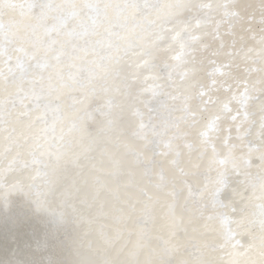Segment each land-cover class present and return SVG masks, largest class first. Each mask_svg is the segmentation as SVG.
Segmentation results:
<instances>
[{"label": "snow or ice", "instance_id": "1", "mask_svg": "<svg viewBox=\"0 0 264 264\" xmlns=\"http://www.w3.org/2000/svg\"><path fill=\"white\" fill-rule=\"evenodd\" d=\"M259 13L225 65L236 3L0 0V264H264Z\"/></svg>", "mask_w": 264, "mask_h": 264}, {"label": "bare ground", "instance_id": "2", "mask_svg": "<svg viewBox=\"0 0 264 264\" xmlns=\"http://www.w3.org/2000/svg\"><path fill=\"white\" fill-rule=\"evenodd\" d=\"M215 3L220 4H229L236 3L241 6V14L244 16V20L241 22H236L232 27L227 25V20H221L220 17H217L219 21V33L218 35H208L203 37L204 42L209 46L207 50L201 49L202 55L206 59L216 60L217 63H223L225 65L229 64V59L227 53L232 51L231 45L235 40L240 45V37L244 36L245 40L243 41L248 47L253 46V41L251 40L252 35L258 34L261 28L260 24V13L259 5L260 0H214ZM251 6V7H249ZM255 13V19L250 20L249 17L252 13ZM222 16V12H221ZM251 28V31H249ZM212 33L217 32V28L213 25L210 28ZM221 42L224 44V48L221 49ZM213 52H216L217 55H212ZM3 65L0 64V68ZM6 71V69H4ZM235 132V130H233ZM236 239L240 242V245L247 246L248 238L246 236L238 235Z\"/></svg>", "mask_w": 264, "mask_h": 264}]
</instances>
